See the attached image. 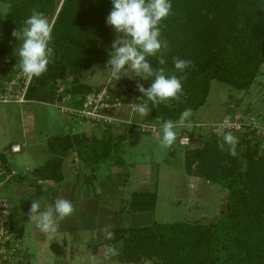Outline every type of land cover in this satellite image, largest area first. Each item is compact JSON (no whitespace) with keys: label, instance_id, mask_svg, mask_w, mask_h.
<instances>
[{"label":"trees","instance_id":"trees-1","mask_svg":"<svg viewBox=\"0 0 264 264\" xmlns=\"http://www.w3.org/2000/svg\"><path fill=\"white\" fill-rule=\"evenodd\" d=\"M59 1L0 0L9 6L0 34V64L19 66L16 60L6 58L12 53L16 41L12 32L21 29L32 9L47 17L49 12L56 10ZM169 2L172 5L170 14L160 25L161 39L167 40L169 45L164 54L166 63L158 64L160 53L148 59L152 68L164 67L166 75L175 74L186 79L182 80L184 95L179 102L170 100L167 102L170 106L148 102L150 113L141 122L148 120L156 126L167 119L178 121L187 108L193 113L202 108L212 82L228 85L237 91L249 90L264 64V0ZM111 10V0H63L51 33L53 57L47 71L32 78L25 100L53 103L60 99L62 95L56 94L57 86L66 82L69 72L72 80L64 85L63 94L71 95L74 102L77 97L83 98L104 87L81 83L79 74L99 67L113 50L114 38L106 24ZM173 57L188 60L190 64L184 71H177ZM110 81L124 85L127 93H137L139 99L134 103H143L146 99L138 91L137 83L145 88L151 84V78L142 80L134 72L129 78H111ZM130 102L124 100V103ZM124 128V134L115 141L108 133L89 142L82 135L54 136L53 140H48L52 155L35 174L60 182V159L71 153L89 167H100L109 161L114 165L120 163L121 143L126 140L130 129L137 130L135 126ZM193 130L185 134L190 140L194 136ZM239 135H236L239 143L235 156L218 148L222 141L211 133L203 140L200 150L187 154V171L197 163L199 172L196 177L218 184L226 191L223 210L216 220L207 224L156 223L133 229L116 226L112 230L113 238L106 244H118L120 248L122 241L121 250L126 249L123 253L127 261L136 264H264V151H260L264 141L254 133ZM0 158L3 159L1 155ZM155 205L156 194L144 192L131 198L128 211L152 212Z\"/></svg>","mask_w":264,"mask_h":264},{"label":"rangeland","instance_id":"rangeland-1","mask_svg":"<svg viewBox=\"0 0 264 264\" xmlns=\"http://www.w3.org/2000/svg\"><path fill=\"white\" fill-rule=\"evenodd\" d=\"M62 3L63 0H60L56 10L49 12L47 15L48 20L52 24ZM8 9L9 6L7 4L0 3V34L8 16ZM107 26L114 40L117 36L123 38L122 33L117 34L112 26L108 24ZM21 43V40L16 39L12 53L6 57L16 60L18 65L19 57L17 51ZM109 59L110 55L96 69L81 72L79 74L80 81L88 86H97L98 84L111 86V93L113 94L110 97L111 101L119 100L123 104L118 114L123 116L130 115L129 113L133 112L131 111L132 106L124 103V100L128 99L131 101L129 104H134L135 99L136 101L139 99V95L137 93H127L124 85L120 86L118 82L110 81L111 78L105 71L106 62ZM126 72L128 76L122 77L129 78L132 73L131 69L127 68ZM65 80V83L57 86V91L60 88L66 89L64 85L72 80L71 72L67 74ZM32 109L35 112V116L32 115ZM225 116L244 119L254 117L264 127V64L260 68V75L247 91H237L228 85L217 82L211 83L205 105L194 112L191 117L193 122L199 127H193L194 136L187 147L179 145V139L186 137L187 135L185 134L188 131L181 127L175 129L177 139L173 145L168 148H162L159 143L160 133L158 125L154 135L141 133L135 128L130 129L133 127L132 125H123L122 123L117 124L110 130L102 126L99 127V125H91V128L86 131V128H83L84 123L60 115L56 108L45 106L41 102H29L26 104L0 103V155L4 153L11 168L17 172H23L25 168L32 170L42 163L41 167H43L44 162H47L52 155L48 150V140H53L55 135L63 137L70 134L72 137L74 133V136L82 135L87 139L92 137L100 139L105 133H108L111 135L112 140L115 141L116 138L124 134V126H128L130 130L128 129L126 140L121 143L119 152L121 162L115 164V169L118 170V173L122 171L128 175L126 183L130 200L132 197L144 192H154L156 199L158 197L155 212L146 216V227L156 223L207 224L220 216L226 191L218 184L209 183L200 177H196L195 175L199 172L197 163L191 165L190 171H187L185 163L187 154L200 150L203 140L208 138L211 133L208 128L202 127V125L221 122ZM129 117L135 122L143 121V117L137 113H131ZM146 123H148V120ZM211 134L216 133L213 132ZM233 134L240 136L239 134L241 133ZM46 135L49 139L45 138ZM217 136L223 142L222 137ZM15 143L21 146V153L19 154H11L8 150ZM223 149L229 151V146L225 144ZM260 151H264V142ZM63 161H60V165ZM64 162V170L73 168L72 158L70 160L65 159ZM112 163L113 161H109L103 166L109 168ZM8 188L1 190L0 197L3 196L8 200L10 209L13 207L12 210L21 214L24 207L28 208L27 201L24 199V201L22 199L17 201L15 198H10ZM124 206L128 207L126 204ZM126 207L122 208L125 209ZM117 226L122 229L126 228L123 227L122 223ZM30 245L32 246L30 249L33 250V243L31 242ZM115 246L119 248L118 244ZM121 249L120 255L113 257L117 263L136 264L127 261L123 253L126 249ZM139 264L151 263L141 262Z\"/></svg>","mask_w":264,"mask_h":264},{"label":"clouds","instance_id":"clouds-1","mask_svg":"<svg viewBox=\"0 0 264 264\" xmlns=\"http://www.w3.org/2000/svg\"><path fill=\"white\" fill-rule=\"evenodd\" d=\"M112 10L106 18V23L112 26L117 34L122 33L123 38L117 36L112 42L110 59L106 62L105 71L109 77L119 80L121 76H128L126 67L134 72L136 77L142 80L151 78V84L145 88L143 84L137 83L138 91L145 97L143 103L132 104L134 113L146 117L149 112L148 102L152 105L161 103L167 104L170 100L180 101L183 93L182 80L186 77H177L175 74L166 75L164 67L152 68L149 63V56H156L159 65L166 63L164 54L168 50L167 40L161 39V21L168 17L171 11L169 0H111ZM53 24L44 13L32 9L31 15L24 21L19 30H14L12 36L22 41L17 51L19 57V68L26 76L40 77L47 71V66L53 57V49L49 46L52 36ZM174 68L177 71H184L190 61L173 57ZM192 109H185L179 116L178 121L171 119L163 120L159 124V143L162 148L173 145L177 139V127L191 131L196 125L191 117ZM159 119V118H158ZM132 121H129L131 124ZM231 117L225 116L223 121L217 125V135L222 137L223 142L218 148L223 150L225 144L229 146V154L237 155L236 146L238 138L231 132L225 131L230 128ZM186 140H189L186 137ZM74 212L73 203L65 198H57L41 211L39 201H32L29 210V219L35 223V227L41 232L54 236L58 231V221L71 216ZM107 239L113 238V233L104 229ZM120 248L115 245H105V258L120 255Z\"/></svg>","mask_w":264,"mask_h":264},{"label":"crops","instance_id":"crops-1","mask_svg":"<svg viewBox=\"0 0 264 264\" xmlns=\"http://www.w3.org/2000/svg\"><path fill=\"white\" fill-rule=\"evenodd\" d=\"M18 67L9 66L4 76ZM32 115L35 116L33 109ZM83 128L87 131L91 125L84 124ZM72 135L74 136V133ZM68 136L71 137L70 134ZM45 138L49 139L47 135ZM92 138L84 137L86 142ZM15 145L20 146L17 143L11 145L8 149L10 153V148ZM1 157L3 159L0 158V194L2 189L9 187L10 198L17 201L24 199L28 205L21 214L12 210L13 207L9 208L12 239L17 245L13 264H119L113 257L105 258V245L109 239L106 238L107 233L104 229L107 227L108 231L112 232L119 223L131 229L146 227V216L154 213L157 207L158 197L152 212L128 211L130 201L126 183L128 175L122 171L118 173L113 163L109 168H105V164L100 167H89L83 165L75 153H71L60 161L72 158L73 168L64 170L63 161L60 165L62 179L55 182L35 174L43 163L32 170L25 168L23 172H17L11 168L4 153H1ZM47 162H44V166ZM57 198L70 200L74 205V212L71 216L59 220L57 233L50 236L35 227V223L29 219V210L32 201H39L43 211ZM31 242L34 245L33 250L30 249Z\"/></svg>","mask_w":264,"mask_h":264},{"label":"built area","instance_id":"built-area-1","mask_svg":"<svg viewBox=\"0 0 264 264\" xmlns=\"http://www.w3.org/2000/svg\"><path fill=\"white\" fill-rule=\"evenodd\" d=\"M8 69L9 66L0 64V103H29L30 101L25 100L24 95L33 77L29 78L26 76L19 67L14 69L9 75L4 76ZM111 88V86H104L99 91L87 93L83 98L81 96L77 97V101L75 102L73 101L75 98L71 95H64V89L60 88L58 91L56 90L57 95H62L60 99L57 98L53 103L42 104L52 106L58 110L60 115L84 124L99 125L107 128L122 123L123 125L137 127L141 133L154 135L158 127L146 122H135L131 120L129 116L134 112L126 116L118 114L123 104L119 100L111 101ZM128 105L132 106V104ZM131 111H133L132 108ZM129 121H132V123L129 124ZM221 122L202 125V127L208 128V131L211 133H217V125ZM231 125L225 131H231L237 134L254 133L264 141V127L255 121L254 118L244 119L233 117L231 118ZM196 127H199V125ZM189 143L190 139L186 140V137L179 139V145L182 147H187ZM10 151L13 154L19 153L20 146H12ZM9 215L8 201L0 197V264H13L17 254V245L12 239Z\"/></svg>","mask_w":264,"mask_h":264}]
</instances>
